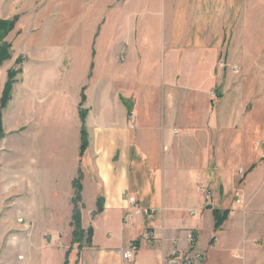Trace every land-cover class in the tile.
I'll list each match as a JSON object with an SVG mask.
<instances>
[{
  "label": "crops",
  "instance_id": "1",
  "mask_svg": "<svg viewBox=\"0 0 264 264\" xmlns=\"http://www.w3.org/2000/svg\"><path fill=\"white\" fill-rule=\"evenodd\" d=\"M245 6L246 0H0L1 18L19 17L7 36L13 56L0 67V98L8 69L25 57L0 138V236L11 246L9 264H65L80 172L82 226L93 235L80 252L74 246L68 264H167L175 250L203 253L197 264H264V234L256 230L261 165L247 166L234 199L231 163L241 146L231 138L224 145L226 126L248 101H256L250 116L264 115V76L256 77L263 63L250 64L243 43ZM22 117L24 142L17 134ZM250 118L246 124L254 127ZM83 125L89 143L81 154ZM129 197L156 213L126 219ZM216 209L229 210L219 230ZM146 228L155 234L151 242ZM132 241L138 249L129 261L122 250Z\"/></svg>",
  "mask_w": 264,
  "mask_h": 264
},
{
  "label": "rangeland",
  "instance_id": "2",
  "mask_svg": "<svg viewBox=\"0 0 264 264\" xmlns=\"http://www.w3.org/2000/svg\"><path fill=\"white\" fill-rule=\"evenodd\" d=\"M46 1H50V0H41L42 3H45ZM250 1H256V3H254L251 7ZM82 6H83L82 9H85V6L84 5H82ZM65 12H67V6L65 7ZM63 14H66V13H63ZM88 14H90V13L87 12V10L82 11V15L87 16ZM246 14H248L250 16V19L247 23L248 25L246 26V30L244 32L243 43H244V45L250 47L249 50H251V52H252V57L249 58L248 62L250 64H253V62L258 61L260 63H263V65L261 67L264 68V0H246V6H245L244 12L242 14V19L244 18V16ZM242 23H243V20H240V24H239L240 28L238 27V30L241 29ZM80 33H81V36L79 37V39H81L82 42L85 43L87 37H86V35L84 36V33H85L84 26L80 27ZM17 41L18 40H16L14 43V49L15 50H19V48H20L17 45ZM244 54H246V53H244ZM20 57H22L23 60L25 59V57L23 55H20L18 58H20ZM23 64L24 63H22V65L16 64L15 67H11L8 70H10L12 68L18 69V68H20V65L22 68ZM224 64L222 63L221 65L223 66ZM20 74L17 75L16 80H17L18 76L20 77ZM262 76H264V73L263 74L262 73L256 74L257 78L262 77ZM14 85H15V83H14ZM213 95L217 97V95L214 91H213ZM255 103H256V101H248V104H246L245 106L242 107V108H246V110L243 111V113L239 116V118L237 120L234 118V120L231 121V128L227 129V126H226V129H225L226 137L224 140V143H225L224 145L227 146L229 138H231L230 144H235V145L240 144V146H241L239 148V152H238L239 155H236L237 158L235 159V162L231 163V166H236L234 171H235V176L237 175L236 176V182H235L236 187H235V190L233 191V193H234L233 198L238 199V200L241 197V190L243 189L244 183H242V180L250 172V169L247 166H250L252 162L261 165L259 167L257 173L255 174V176L258 177V180H259V176L261 177L262 180H261L260 189L264 190V158H263V155H264V115L261 117H259L258 115L250 116V114H249L250 110L253 108ZM249 118H250V122L253 121L254 127H252L250 123L246 124V121ZM23 119H24V117H22L21 126L23 125ZM197 119H199V117H197ZM256 121H258L259 124H261L257 128H255ZM236 123H237L238 127H235ZM243 126H244V130L246 132L243 131ZM3 127H4V124H3ZM24 130H25V127L22 126L19 133H17L22 142L25 141V134L26 133ZM182 133L184 134L185 132L182 130ZM4 134H5V132L2 135H0V138L3 137ZM193 134L195 137L199 136V139H198V144H199L200 143V137L202 136L201 129L199 126L194 131ZM214 138L217 139V132H214ZM236 138H238V139L236 140ZM233 139H234V141H233ZM192 149H194V147ZM226 150H227V148H226ZM241 153H242V155H240ZM241 169H244V170H241ZM213 171H214V173H217L216 168H214ZM203 189H205V188H203ZM256 196H257L256 199L258 202L257 205H259L258 212H257V222H256V224L258 225V229H256V230L260 234H264V191H259L258 195H256ZM210 198H211V195H210ZM209 201H210V199H209ZM259 225L261 226L260 228H259ZM1 230L3 231V229H1ZM10 247L11 246H10V244L7 243V237L5 236V233H4V235L0 236V258H2L0 261L1 264H9V261L11 259V254H12ZM134 258H135V254H134L132 260ZM132 260H130V261H132ZM166 262H167V264H170L168 259Z\"/></svg>",
  "mask_w": 264,
  "mask_h": 264
},
{
  "label": "trees",
  "instance_id": "3",
  "mask_svg": "<svg viewBox=\"0 0 264 264\" xmlns=\"http://www.w3.org/2000/svg\"><path fill=\"white\" fill-rule=\"evenodd\" d=\"M18 16H14L10 19H5L0 17V67L4 64L5 61L9 60L13 55V44L12 42H9L7 40V36L11 31H13L16 28L17 22H18ZM23 58L20 57L17 59L16 64L19 65L23 63ZM12 68L8 70V77L7 81L5 83L2 96L0 98V135L4 133V127H3V109L8 105L9 101L12 98V92H13V86L16 82V77L19 73H21L22 68ZM86 98V95L84 91H82V103L81 106L84 103V100ZM87 115V109L82 108L81 109V119L82 122L85 121ZM88 132L85 128V126H82L81 131V154L84 153L88 146ZM82 178L83 175L80 172L76 179L74 180V188H75V194L73 197V203H74V209H73V215H72V226H73V240L72 245L68 249L66 253V260L65 264L69 263V255L72 252L74 246L76 245L79 249V252L84 248L85 245L91 243L92 235H93V228L90 227L87 230L84 229L82 226ZM215 214V230L221 229V226L224 224V222L227 220L229 215V210H218L216 209L214 211Z\"/></svg>",
  "mask_w": 264,
  "mask_h": 264
},
{
  "label": "built area",
  "instance_id": "4",
  "mask_svg": "<svg viewBox=\"0 0 264 264\" xmlns=\"http://www.w3.org/2000/svg\"><path fill=\"white\" fill-rule=\"evenodd\" d=\"M202 191L204 192L206 198L209 199L210 198L209 191H207L206 189H203ZM129 201L130 204L132 205V210L127 213L126 219L129 220L133 219L135 215L139 213L151 216L157 211L156 209L140 208L139 206L136 205L135 197H129ZM154 236H155L154 232L149 228H146L145 231L143 232V237L149 242H151V240L154 239ZM137 249H138V243L136 241H132L127 247V249L122 250V254L125 259L130 261L132 260ZM203 258H204L203 253L198 251H192L188 253V252L175 250L168 258V261L170 262V264H197L198 262H201Z\"/></svg>",
  "mask_w": 264,
  "mask_h": 264
},
{
  "label": "water",
  "instance_id": "5",
  "mask_svg": "<svg viewBox=\"0 0 264 264\" xmlns=\"http://www.w3.org/2000/svg\"><path fill=\"white\" fill-rule=\"evenodd\" d=\"M212 207V205H208V208H211Z\"/></svg>",
  "mask_w": 264,
  "mask_h": 264
},
{
  "label": "bare ground",
  "instance_id": "6",
  "mask_svg": "<svg viewBox=\"0 0 264 264\" xmlns=\"http://www.w3.org/2000/svg\"><path fill=\"white\" fill-rule=\"evenodd\" d=\"M204 195V194H203Z\"/></svg>",
  "mask_w": 264,
  "mask_h": 264
}]
</instances>
